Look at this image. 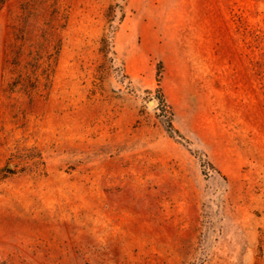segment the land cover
Here are the masks:
<instances>
[{"label": "rangeland", "instance_id": "1", "mask_svg": "<svg viewBox=\"0 0 264 264\" xmlns=\"http://www.w3.org/2000/svg\"><path fill=\"white\" fill-rule=\"evenodd\" d=\"M116 3L129 89L95 78ZM42 31L49 94L8 93ZM22 149L46 173L0 174V264H264V0H0V170Z\"/></svg>", "mask_w": 264, "mask_h": 264}, {"label": "trees", "instance_id": "2", "mask_svg": "<svg viewBox=\"0 0 264 264\" xmlns=\"http://www.w3.org/2000/svg\"><path fill=\"white\" fill-rule=\"evenodd\" d=\"M117 11L121 14L119 21L123 20L125 16L123 7L118 3L109 5L105 15L108 32L102 34L99 39L98 54L100 55V62L96 67L95 78L103 83L107 77H113L118 83L129 89L131 86V82L128 81L129 75L125 70L123 59L118 57L114 49L111 37L114 32L113 22ZM60 49V39L51 40L46 31H42L40 40L27 53L23 51L22 45L19 46L7 64L12 76L7 82L6 91L10 94L22 93L30 100L36 96H47L52 87V75ZM158 105L160 106L162 118L167 123L168 132L181 137L178 130L172 125L171 117L173 113L162 94H160ZM44 165L41 155L35 150L22 149L10 155L6 165L0 170L1 178L10 177L26 169H33L39 174H45Z\"/></svg>", "mask_w": 264, "mask_h": 264}]
</instances>
